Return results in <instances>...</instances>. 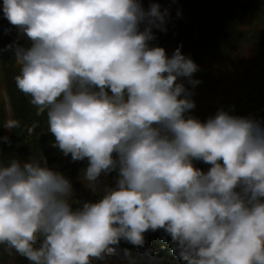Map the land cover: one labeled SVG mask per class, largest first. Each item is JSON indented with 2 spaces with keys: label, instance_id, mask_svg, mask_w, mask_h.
I'll use <instances>...</instances> for the list:
<instances>
[{
  "label": "clouds",
  "instance_id": "clouds-1",
  "mask_svg": "<svg viewBox=\"0 0 264 264\" xmlns=\"http://www.w3.org/2000/svg\"><path fill=\"white\" fill-rule=\"evenodd\" d=\"M0 11L32 42L4 50L20 65L17 89L46 113L53 146L87 159L93 189L118 173L97 201L73 208L60 172L41 161L0 165V244L31 264H91L121 239L143 245L145 231L162 228L185 264H264V121L222 109L203 122L185 115L199 66L182 45L171 56L149 45L153 29L167 31L168 7L2 0Z\"/></svg>",
  "mask_w": 264,
  "mask_h": 264
},
{
  "label": "trees",
  "instance_id": "trees-1",
  "mask_svg": "<svg viewBox=\"0 0 264 264\" xmlns=\"http://www.w3.org/2000/svg\"><path fill=\"white\" fill-rule=\"evenodd\" d=\"M168 7L170 21L167 23V31L160 32L153 29L155 39L160 47H163L168 56L180 46L181 52H189L194 58L193 61L200 66L194 74L197 77L213 68V75L222 78L226 76L232 85L237 83L238 89L231 98L235 111L233 115L246 116L264 121V0H151ZM177 11L180 15L177 16ZM0 27V30H4ZM240 49L252 51L256 59L248 71H242L239 64L233 70H223L228 53L233 46ZM0 56V75L8 80L11 77V84H14L15 76L19 74L10 71L12 57L10 50H3ZM211 59V61H208ZM223 67V68H222ZM12 101L14 119L19 121V126L9 130V135L4 127V114L0 106V137L7 136L10 143L0 140V165H7L13 159L23 161H41L46 159L48 168L60 172L73 184L83 178L81 174L87 167L88 161H73L71 154L65 156L62 151L53 146L55 137L48 131L46 113L36 116V105L30 103L31 98H22L14 95L9 90ZM263 108V110H262ZM192 115L202 122L206 119L203 112ZM37 123L33 129V134L27 137V126ZM113 156H115L113 154ZM194 167L206 172L209 164L201 160L192 161ZM118 173L113 170L102 175L96 191L88 198L87 202L97 201L107 188L115 186ZM83 183H79L82 186ZM90 198V199H89ZM73 208H77L72 204ZM164 231L160 228L155 231L149 229L143 233L144 243L151 242V246L158 245L159 233ZM149 237V239L147 238ZM171 237L166 233L163 247H167ZM130 242L121 239L118 244L131 248ZM161 246V245H160ZM134 248L143 249L141 245ZM156 251V250H153ZM161 252V251H159ZM9 262V263H7ZM31 264L22 255L16 253L6 244H0V264Z\"/></svg>",
  "mask_w": 264,
  "mask_h": 264
},
{
  "label": "rangeland",
  "instance_id": "rangeland-1",
  "mask_svg": "<svg viewBox=\"0 0 264 264\" xmlns=\"http://www.w3.org/2000/svg\"><path fill=\"white\" fill-rule=\"evenodd\" d=\"M0 2H2V0H0ZM140 2L142 3V5L144 7H147L148 4V0H140ZM2 11H0V27H7V33L5 32V30H0V56L2 55V49L4 48L5 45L10 44L12 41H16V42H21L22 44L25 45V48H29L31 47V40L26 36V34H23L22 32L19 31V29L17 28V26L15 25H11L9 23V21L4 17L3 13H1ZM240 60L241 63V67L248 71L249 67L252 65L253 62V58H252V51L246 50V49H240L237 46H233L229 53H228V57L226 59V64H225V69H232L231 67V62L232 61H237ZM208 61H211L213 63V61L211 59H209ZM1 68V66H0ZM12 68H14V70L10 71L11 73H15L17 72V70L19 69V65L17 63L16 60H14L12 62ZM200 69V66H199ZM213 68L208 69L205 73H203L202 75H204V77L210 81L211 80V74L213 73ZM199 76H201V74H198ZM11 77H8V80L6 81L5 78H3L0 75V102L2 104V106L4 108L6 107H10V99H9V94L7 93V86L11 84ZM227 78H221L219 76L213 75L212 77V87L213 90L210 92V96L208 97L206 94L205 95H201L200 97H198V101H197V106L198 108H202L203 106L206 108V111L208 110L209 112H215V108L216 107H220L219 104L217 103V101L219 99H222L221 97H217L216 99H213L214 95H218L220 94L221 90L223 88H225L224 93H222L223 98L226 99L227 95H231L235 92L237 86H233L231 83H229L228 81L225 82ZM201 85L203 86V88L205 89V84L204 82L201 83ZM188 88H191L190 85H187ZM193 110V109H191ZM193 113L195 112L194 110L192 111ZM7 119H9V116H7ZM115 155V153H114ZM100 179V177H98L97 181ZM96 181V182H97ZM97 184V183H96ZM98 184L96 185V187L90 188L89 191L87 192L88 195H93V193L96 191ZM107 187V186H106ZM127 255H125V251H122L121 253H117L114 257L111 258H106L104 256H102V258H100V260H103L105 263L103 264H130V261L132 262V264H139L138 260L135 258V256H133L132 252H128L127 251ZM175 256L178 258L179 256L177 255V253L175 252ZM9 263V262H7ZM6 263V264H7ZM99 264L100 261H99Z\"/></svg>",
  "mask_w": 264,
  "mask_h": 264
},
{
  "label": "bare ground",
  "instance_id": "bare-ground-1",
  "mask_svg": "<svg viewBox=\"0 0 264 264\" xmlns=\"http://www.w3.org/2000/svg\"><path fill=\"white\" fill-rule=\"evenodd\" d=\"M137 260H138V262L141 263V264H148V262H149L148 259H146V258H144V257H142V256H137Z\"/></svg>",
  "mask_w": 264,
  "mask_h": 264
}]
</instances>
